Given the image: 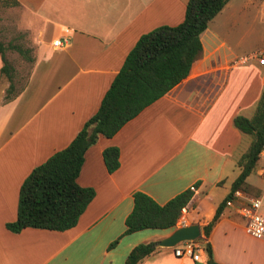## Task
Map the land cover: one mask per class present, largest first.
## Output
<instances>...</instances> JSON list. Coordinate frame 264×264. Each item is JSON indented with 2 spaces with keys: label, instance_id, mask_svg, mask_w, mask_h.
<instances>
[{
  "label": "crops",
  "instance_id": "obj_1",
  "mask_svg": "<svg viewBox=\"0 0 264 264\" xmlns=\"http://www.w3.org/2000/svg\"><path fill=\"white\" fill-rule=\"evenodd\" d=\"M3 1L11 4L0 12L11 79L1 69L0 53V264H123L135 244H155L181 221L198 223L201 258L155 244L139 264H208L205 242L212 264L258 258L264 264V252L244 249L249 238L262 246L264 241L247 233L245 218L225 204L252 139L233 118L252 116L264 87V63L244 60L264 44V0H227L200 32L202 50L190 73L113 135L100 134L86 148L76 180L95 194L73 226L19 231L5 223L16 216L23 179L66 146L97 110L139 36L181 22L187 0ZM57 37L60 46L52 43ZM22 61L29 67L18 85L13 62ZM110 145L119 148L113 171L102 156ZM257 163L264 179L260 155ZM251 172L248 186L237 188L259 195L264 184L251 180ZM186 188L193 193L176 226L124 233L135 190L163 203ZM217 208L220 214L205 235L203 226Z\"/></svg>",
  "mask_w": 264,
  "mask_h": 264
},
{
  "label": "trees",
  "instance_id": "obj_2",
  "mask_svg": "<svg viewBox=\"0 0 264 264\" xmlns=\"http://www.w3.org/2000/svg\"><path fill=\"white\" fill-rule=\"evenodd\" d=\"M227 0H187L184 17L175 25H159L142 33L126 54L118 72L105 91L97 110L90 115L71 141L35 165L19 188L17 213L5 223L12 231L24 227L63 230L73 226L95 194L92 186L77 182L86 148L100 134L113 135L142 108L163 95L191 71L194 60L202 50L200 32ZM15 4L16 0H12ZM0 40L2 71L11 79L10 64ZM8 86L7 90L11 88ZM6 97L9 94L6 93ZM234 125L251 135V143L239 162L240 173L232 188H245V177L254 169L264 142V87L252 116L237 114ZM102 156L108 171L119 165V148L107 146ZM186 188L163 203L141 190L132 193V208L126 215L124 233L142 228H167L177 225L182 209L192 196ZM220 214L217 208L203 230L207 235ZM156 249L154 241L139 242L127 253L123 264H139L143 257ZM204 249L208 264H212L209 242Z\"/></svg>",
  "mask_w": 264,
  "mask_h": 264
},
{
  "label": "built area",
  "instance_id": "obj_3",
  "mask_svg": "<svg viewBox=\"0 0 264 264\" xmlns=\"http://www.w3.org/2000/svg\"><path fill=\"white\" fill-rule=\"evenodd\" d=\"M52 43L55 46H60L63 40L57 37L53 39ZM250 58H255L264 63V44L246 55L244 60ZM259 155L264 162V142L261 145ZM225 204L234 206L237 212L245 218L244 228L247 233L264 241V186L261 193L255 196L247 194L241 188H234L225 199ZM182 211H184V207ZM181 224L184 222L181 221ZM172 247L176 255L190 256L195 260L201 258L203 246L197 238L182 240Z\"/></svg>",
  "mask_w": 264,
  "mask_h": 264
},
{
  "label": "rangeland",
  "instance_id": "obj_4",
  "mask_svg": "<svg viewBox=\"0 0 264 264\" xmlns=\"http://www.w3.org/2000/svg\"><path fill=\"white\" fill-rule=\"evenodd\" d=\"M9 6H11V4L4 3L3 0H0V12H4ZM13 65H15L14 66L15 69H16L15 70V72H16L15 74H17L16 76L18 77V78L16 77L17 78L16 80L18 82L17 84L20 85V84H22V82L26 78L28 67H29V63L26 62V61L13 62ZM247 135L250 136L249 134H247ZM257 164L255 166V169L251 172L250 179L253 180L257 185L263 186L264 179H263V177L260 174L257 173ZM244 241H245V238H244ZM254 243H256V242L249 238L248 244H247L248 247L244 248V249H246L247 251H249V250L251 251V249L253 251H257L258 250L259 254L263 253L264 252V246L258 245V244H254ZM251 246H253V248H250ZM251 264H262V261L259 258L258 259H253Z\"/></svg>",
  "mask_w": 264,
  "mask_h": 264
},
{
  "label": "water",
  "instance_id": "obj_5",
  "mask_svg": "<svg viewBox=\"0 0 264 264\" xmlns=\"http://www.w3.org/2000/svg\"><path fill=\"white\" fill-rule=\"evenodd\" d=\"M200 228L198 223L181 224L176 226L168 235L155 241L160 246H173L185 239L199 237Z\"/></svg>",
  "mask_w": 264,
  "mask_h": 264
}]
</instances>
